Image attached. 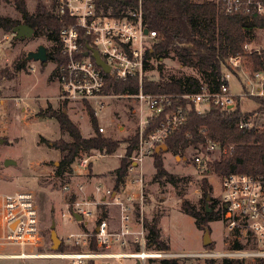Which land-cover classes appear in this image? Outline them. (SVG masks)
Returning a JSON list of instances; mask_svg holds the SVG:
<instances>
[{
    "label": "built area",
    "instance_id": "built-area-1",
    "mask_svg": "<svg viewBox=\"0 0 264 264\" xmlns=\"http://www.w3.org/2000/svg\"><path fill=\"white\" fill-rule=\"evenodd\" d=\"M222 11L228 14L248 16L264 15V0H216ZM58 15H68L72 22L59 32L58 47L61 61H55L56 76L60 90L58 96L63 101L88 102L96 111L102 109L105 99L126 96L138 100L142 115L139 143L131 156V162L119 188L115 184L107 187L96 184L91 191L87 185L79 184L73 190L70 183L63 186L64 192L77 197L68 203L69 218L77 222L74 213L83 216V221H92V226L82 227L67 234L66 242L76 247L73 250L50 254H31L28 248L42 245L40 213L36 197L30 190H16L0 193V245L17 246L18 253H1L0 258L49 257L60 258L66 264H114L117 259L134 260L135 264H150L159 259L178 257H201L224 260L264 259V171L247 173L230 171L222 176L220 195L222 220L227 247L205 249L195 252H174L170 249H154L149 243V230L145 224V177L144 160L156 152V147L187 121L184 106L171 107L172 95L147 93L143 90V79L147 73V52L152 49L156 32L143 23L142 5L129 8L120 14L112 9L105 12L98 0H57ZM2 2L0 0V14ZM145 29L148 32L145 33ZM15 34V33H14ZM8 40V36H5ZM245 53L229 54L227 67L221 73L220 87L211 91L206 86L193 94L178 95L194 103L196 110L204 112L211 105L223 110L240 106L242 98L264 97V69L254 70L249 61L252 52H262L261 48L244 45ZM97 50L110 71L98 65L94 51ZM86 52L88 54L86 55ZM3 48L0 46V59ZM34 69V68H33ZM107 75L116 80L131 82L138 78L140 89L137 93H106ZM238 79L244 88L239 94L233 93L230 81ZM93 103H96L94 106ZM241 108V107H240ZM236 126L241 129L264 127V121L257 124L258 111H243ZM162 116L159 124L147 133L153 118ZM104 131V126H99ZM235 143H222L209 139L205 153L194 156L195 163L204 168L212 161L211 155L228 154L234 151ZM88 160H82L86 167ZM137 171V172H136ZM132 174V175H131ZM93 220H85L87 216ZM89 226V225H88ZM95 246V247H94ZM42 255V256H41Z\"/></svg>",
    "mask_w": 264,
    "mask_h": 264
},
{
    "label": "rangeland",
    "instance_id": "rangeland-1",
    "mask_svg": "<svg viewBox=\"0 0 264 264\" xmlns=\"http://www.w3.org/2000/svg\"><path fill=\"white\" fill-rule=\"evenodd\" d=\"M15 1L1 0L0 16L8 15L21 19L22 14L18 11ZM20 1L25 2L27 10L31 13L39 3L45 4L49 9L57 10L54 0ZM6 35L8 40H5ZM250 43L252 47L261 48L263 51L264 29H258ZM41 44L45 45L50 52L54 50L56 41L50 39L49 31H42L39 35L34 33L32 37L18 38L13 30L5 31L0 28V46L3 48L0 59V193L23 189L34 193L40 213L42 245L38 248L26 249L31 254H50L76 248L70 246L65 239L68 233L79 229L77 223L79 221L69 220L68 211V203L77 195L71 196L70 193L64 192L63 186L70 183L75 190L79 184H85L88 191H91L96 184L112 186L115 183V169L120 165L128 145L123 139L136 131L139 135L142 115L149 113L147 109H144L141 114L140 104L133 97L119 96L105 99V106L102 109H99L97 105L98 125L105 127L104 134L121 140L119 148L112 155L98 150L81 151L71 166L72 171L59 174L58 167L62 155L53 143L60 139L69 140L70 137L68 133L61 131L57 119L47 116L44 111H47L49 107L60 110L66 104L65 110L79 125L84 136L92 135L94 126L87 109L88 102L63 101L58 96L60 85L56 76L55 60L49 58L46 64L38 60H27L24 68L16 69L17 60L26 57L30 51L36 50ZM160 72L166 79L199 74L196 68L182 65L174 52H170L166 57L154 56L150 59L146 76L158 79ZM230 88L236 94L244 89L235 78L230 81ZM185 100L191 102L189 99ZM93 105L95 106L96 103ZM240 107L241 110L250 112L258 110L259 103L254 98L245 97L242 98ZM161 151H164L161 154L164 166L173 178L164 177L159 181L154 180L155 158L152 153L145 158L143 171L146 218L149 221L157 219L161 238L170 245L171 251L195 252L227 247L224 238L226 229L221 215L202 228L194 217L183 210L184 201H189L198 210H203L206 206L209 212L218 211L216 207L212 208V205L215 200L220 199L222 176L204 173L205 167L200 168L194 161V156L199 152L205 153L206 149L190 147L182 156L168 150H160L159 153ZM210 156L214 160L219 157V154H210ZM7 159H13L15 163L5 165ZM85 159L88 160V164L83 167L81 162ZM206 175L213 187L210 194L213 199L204 201L201 184ZM94 217L86 216L84 221L93 220ZM53 222L62 240L58 250L52 247L51 225ZM88 223L89 226H86L84 222L80 223V226H92V221ZM206 232L211 239L208 245L210 248L203 243ZM20 250L17 246L0 245L1 253H18ZM178 260L184 264H206L208 258L178 257ZM215 261L216 264L225 262L221 258H216ZM257 261L246 260L244 263L256 264ZM0 264H66V261L54 257H4L0 258ZM97 264H102V261H97ZM114 264H135V262L130 259H117ZM150 264H161V261L156 259Z\"/></svg>",
    "mask_w": 264,
    "mask_h": 264
},
{
    "label": "trees",
    "instance_id": "trees-1",
    "mask_svg": "<svg viewBox=\"0 0 264 264\" xmlns=\"http://www.w3.org/2000/svg\"><path fill=\"white\" fill-rule=\"evenodd\" d=\"M57 5V0H54ZM16 7L22 14V18H13L8 15L0 16V28L5 31L13 30L20 24H27L39 35L42 31H49L50 39L58 41L61 28L72 22L68 15H58L54 9H49L45 4L39 3L31 13L27 10L25 2L16 0ZM100 7L105 12L112 9L113 14H120L129 8H136L139 0H98ZM142 16L144 25L156 32L152 49L147 52V59L154 56L166 57L174 52L176 58L184 66L196 68L198 75L187 77L164 78L162 72L158 79L145 76L143 79V90L147 93H160L172 95V108L179 105L184 106L187 114L186 123L179 129L173 131L165 140L168 151L174 154L184 155L186 150L192 148H205L209 139L222 143H235L234 151L222 154L217 159L210 161L204 173H214L223 176L230 171L258 173L264 171V127L258 129H241L236 126L241 115H249L242 112L240 106L234 109L223 110L216 105H211L204 112L199 113L195 105L183 99V94H193L201 91L206 86L211 91H217L220 87L221 73L226 69V59L229 54L245 53L244 45L252 41L258 29H264V15L228 14L221 10L215 0H141ZM249 61L252 69H264V50L259 54L252 52ZM49 58L59 62L61 56L58 47L49 52ZM27 62L22 57L16 62V69H22ZM150 61L147 62L148 70ZM162 68V65H160ZM139 79L131 82L116 80L107 75L106 93L124 94L137 93L139 91ZM259 103L257 124L264 121V97H256ZM56 110L49 107L44 113L54 117L59 122L61 131L68 133L70 139H60L53 146L61 152V160L58 173L72 171V164L80 155L81 151L98 150L101 153L112 155L121 144V140L104 134L99 130L97 113L88 104L94 133L84 136L79 125L74 122L65 110ZM162 116L153 118L147 133H151L159 124ZM127 142L126 153L121 158L120 165L115 169V187L119 188L124 182L130 165V158L139 143V135L134 134L123 139ZM164 151L154 152V166L156 173L154 180L159 181L164 177L169 179L173 175L165 168L161 154ZM204 201L211 197L213 190L207 175L201 184ZM216 201H214L215 207ZM183 210L195 218L200 227L208 225L212 220L218 219L222 213L220 207L217 212H209L204 206L203 210L196 209L189 201H184ZM145 224L149 230V243L151 248L167 250L170 245L161 238L157 219L146 220ZM95 247V246H94ZM210 246H207V248ZM61 249V248H60ZM161 264H184L178 259H163ZM206 264H216L214 259H208ZM224 264H245L240 260H225ZM256 264H264V259L258 260Z\"/></svg>",
    "mask_w": 264,
    "mask_h": 264
},
{
    "label": "water",
    "instance_id": "water-1",
    "mask_svg": "<svg viewBox=\"0 0 264 264\" xmlns=\"http://www.w3.org/2000/svg\"><path fill=\"white\" fill-rule=\"evenodd\" d=\"M13 32L16 34V36L18 38H25V37H32L34 34V29L27 25V24H20L18 26H16L15 28H13ZM148 32V29H145V33ZM88 54V52H86V55ZM93 56L96 59V62L98 65L102 66L105 71L109 72L110 71V65H108L107 63H105V61L103 60V58L101 57V55L99 54V52L97 50L94 51ZM27 60H38L43 64H46L49 60V52L48 49L45 45H39L38 48L34 51H30L27 56H26ZM160 150H168V145L166 143H162L160 145H158L156 147V152H159ZM15 163V161L13 159H7L5 161V165H10ZM210 197H207V200H209ZM75 219L79 222L83 221V216L78 214V213H74ZM55 222H53V224L51 225L52 228V232H51V239L53 241V249L54 250H58L59 245L62 243V240L59 238L58 233L55 229ZM211 242V239L209 237V233L206 232L205 233V237H204V245L208 246ZM104 264H108V263H104Z\"/></svg>",
    "mask_w": 264,
    "mask_h": 264
},
{
    "label": "flooded vegetation",
    "instance_id": "flooded-vegetation-1",
    "mask_svg": "<svg viewBox=\"0 0 264 264\" xmlns=\"http://www.w3.org/2000/svg\"><path fill=\"white\" fill-rule=\"evenodd\" d=\"M215 207H216L217 209H219V208L221 207V200H220V199H217L216 204H215ZM215 207H214V208H215Z\"/></svg>",
    "mask_w": 264,
    "mask_h": 264
},
{
    "label": "crops",
    "instance_id": "crops-1",
    "mask_svg": "<svg viewBox=\"0 0 264 264\" xmlns=\"http://www.w3.org/2000/svg\"><path fill=\"white\" fill-rule=\"evenodd\" d=\"M118 167H119V166H118ZM118 167H117V168H118ZM142 167H143V166H142ZM143 170H144V169H143ZM114 184H115V183H114ZM114 184H113V185H114ZM145 205H146V204H145ZM69 220H71V219L69 218ZM146 220H148V219L146 218ZM71 221H72V220H71ZM88 221H89V220H88ZM72 222H74V221H72ZM77 223L79 224V226H78L79 229L83 227L82 225L80 226V223H82V222H80V223L77 222ZM84 224H86V221L84 222Z\"/></svg>",
    "mask_w": 264,
    "mask_h": 264
},
{
    "label": "bare ground",
    "instance_id": "bare-ground-1",
    "mask_svg": "<svg viewBox=\"0 0 264 264\" xmlns=\"http://www.w3.org/2000/svg\"><path fill=\"white\" fill-rule=\"evenodd\" d=\"M42 256V255H41ZM46 257H49L48 255Z\"/></svg>",
    "mask_w": 264,
    "mask_h": 264
}]
</instances>
